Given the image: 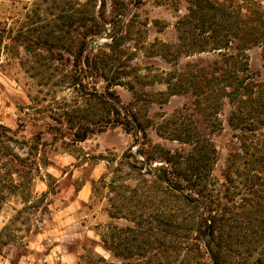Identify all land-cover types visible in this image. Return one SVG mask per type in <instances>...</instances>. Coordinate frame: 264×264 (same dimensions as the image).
I'll return each instance as SVG.
<instances>
[{"label":"rangeland","instance_id":"374dc122","mask_svg":"<svg viewBox=\"0 0 264 264\" xmlns=\"http://www.w3.org/2000/svg\"><path fill=\"white\" fill-rule=\"evenodd\" d=\"M190 6L0 0V264H211L207 244L215 241L197 237L200 215L220 220L224 264L264 263L262 44L238 53L236 41L189 48L181 36L193 24L181 21ZM83 39L90 67L75 74ZM222 53L235 58L224 59L231 65H247L239 74L252 92L218 76L189 83L196 64L217 62L219 74ZM74 75L89 91L118 96L134 128H113L112 115L88 101ZM103 125L72 140L78 129ZM196 140L214 151L195 178ZM174 168L192 179L180 193L193 206L167 193ZM196 245L207 254L196 258ZM173 246L181 248L177 258Z\"/></svg>","mask_w":264,"mask_h":264},{"label":"trees","instance_id":"16d2710c","mask_svg":"<svg viewBox=\"0 0 264 264\" xmlns=\"http://www.w3.org/2000/svg\"><path fill=\"white\" fill-rule=\"evenodd\" d=\"M239 1L245 2L243 7L245 8L246 14L244 15L241 12L242 5L238 4V0H223L221 4L216 5L212 4V2L209 0H191L190 15L184 18L181 22L183 24H193V26L192 29L187 32V36L183 34L181 38L183 40L187 39L190 41L189 48H192L195 45L200 46L201 52H203L204 48L210 44H212L213 50H222L226 49L228 44L232 41H236L235 50L238 53L243 51L247 47L255 46L256 44L260 43L262 44L264 57V2L263 4H261L255 0ZM229 19L230 23L228 21ZM85 47L86 43L83 39L78 46L73 63V66L75 67V74L77 72H82V64L90 67V61L83 56ZM222 57H224L223 66L219 67V74L214 73L216 71H213L214 68H212V66L217 67V62L207 64L205 66L196 64L194 65V67L196 68L195 73L191 71L188 78L189 83L197 84V81L199 82V80L202 79H204L205 82L208 83L210 80L216 79L218 76L219 80L228 82L229 85L233 84L235 88L243 87L245 89H249L250 92H252V87L249 88L248 86L250 84L248 83L247 85V83L245 82L249 80L247 75L239 74L242 72V68L246 69L247 65L239 64V60L236 61V63L234 61V63L231 65L228 61L226 62L225 60L229 57H232V59L234 60L235 58L233 56L226 55V53H222ZM236 65H238V69H236ZM91 67L92 69L96 70L95 65H92ZM73 82L74 85H77L80 88L82 93L88 96V101L94 100L104 109L108 110L110 115H112L110 124L113 126V128H115L116 126H123L125 132H129L134 128L132 121L129 120L128 117L121 112L120 99L113 92H107L104 96L94 90L89 91L87 87L84 88L82 80L78 77V75H74ZM198 86L199 85H196V87ZM261 92L264 93V90ZM260 95L262 94H259V96ZM134 119L138 122L135 116ZM138 125L140 126V123H138ZM104 126L108 125H103L98 130L94 129L93 127H83L81 129H78L75 133H73L72 140L74 142H83L90 136L100 133L101 130H103L102 128H104ZM187 140L188 142L190 141V139ZM193 148L194 154L190 159V162H192L190 169L192 173H195L194 176L196 178L199 171L206 170L205 167H207L209 164L210 153L213 152L214 149L211 146L209 147L204 145L198 140L194 141ZM139 154L143 155L145 157L144 159L147 161H150L152 159V157H150L143 151L139 152ZM166 162L169 165H172V161L168 157L166 158ZM172 172L176 174L175 182L167 184L165 186L167 193L172 197H176V199H181L185 204L193 206L194 203H196L195 199H192L189 196H184L182 193H180V191L184 189L182 182H191L192 179L188 178L184 173H180L178 169L174 168ZM167 174L168 173L163 170V178L160 180V182L163 183L168 180L166 177ZM164 223L166 224V221H164ZM219 223L220 220L217 219L216 216L210 217L208 219L200 215V217L197 219V237L201 238L203 236H209L211 241H215L214 244H207V250L209 252V260L211 264H224V259L220 255V236H218V231L220 229ZM164 227H166V225H164ZM166 228H163L162 232H164ZM196 246V258H201L207 254L206 252L200 250L198 245ZM116 249L120 250L119 248ZM166 250V248H163L161 250V253L165 255L167 253ZM180 251L181 248H175L173 246L175 258H177L181 254ZM116 254L117 256H121L123 253L122 251H117ZM256 263L264 264L262 263V260L260 258L257 259ZM126 264H140V262H127Z\"/></svg>","mask_w":264,"mask_h":264}]
</instances>
